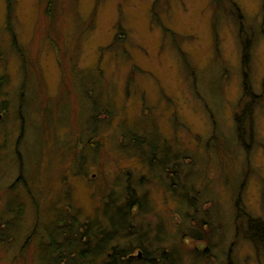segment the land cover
Masks as SVG:
<instances>
[{
  "label": "rangeland",
  "instance_id": "obj_1",
  "mask_svg": "<svg viewBox=\"0 0 264 264\" xmlns=\"http://www.w3.org/2000/svg\"><path fill=\"white\" fill-rule=\"evenodd\" d=\"M48 1L0 0V264H40L56 215L104 219L128 181L181 264H264L248 238L264 225L263 0ZM136 125L182 158L183 186L120 150Z\"/></svg>",
  "mask_w": 264,
  "mask_h": 264
},
{
  "label": "trees",
  "instance_id": "obj_2",
  "mask_svg": "<svg viewBox=\"0 0 264 264\" xmlns=\"http://www.w3.org/2000/svg\"><path fill=\"white\" fill-rule=\"evenodd\" d=\"M6 1L8 2V10L10 3L9 0ZM228 2L230 3L231 0H228ZM47 4L49 7L53 4V0H49ZM44 12L46 14L48 10L45 8ZM262 14L264 18V0ZM152 17L155 20L158 18V14L154 12ZM235 17L240 22V15H235ZM116 32L119 33L114 36L112 45L119 42L120 35H125L121 28ZM11 37V45L22 56V51L17 45L16 36L13 32ZM112 45L107 46L106 49L109 51ZM92 104L90 121L93 125V131H96L94 128L96 120L98 119L103 123L104 117L107 116H103V110L98 108L99 104L96 101ZM21 109L19 108V115L23 120L20 113ZM0 113H8L6 101H1ZM143 127L145 126L136 125L133 127L134 129L126 131L122 128L120 132L122 137L120 150L124 154L141 157L142 161L147 163L150 173L154 169H158V172L161 171L167 176L171 174V182L168 184L169 190L174 191L173 184H175V180H178L183 186L177 172L172 169L174 166L178 167L177 171L178 173L181 171L179 173L181 175L182 168L179 165H181L180 159L182 158L177 156L169 158L168 154L171 151L166 143L167 140L162 139L153 130L147 134ZM171 164H173L172 167ZM142 181L143 178H140L137 182L141 183ZM133 183L131 181L127 182L123 195L119 199H114L112 198L114 194H109L103 205L104 219L87 220L84 224H81L77 212L64 217L56 215L55 221L44 227L46 242L41 245L40 264H138V262H143L142 264H181L180 257L177 258L171 251L168 252L165 248L159 246L155 237L152 236L151 238L150 229L147 226L141 225V223L138 224L137 219L140 216L143 217L141 212L145 214L148 211L143 209L141 197L138 196L137 190L132 187ZM23 185L27 188L25 181H23ZM176 185L179 184L176 183ZM26 190L28 191V189ZM9 204V208H12L11 201H8L7 205ZM68 207L70 210L73 209L71 206ZM238 217L241 219L243 215ZM251 219L252 217L248 219L251 221L249 226L252 225L251 228H256V231H254V235L248 238L255 243L257 250H262L264 253V226L260 224L259 220ZM198 235L193 236L195 239H199ZM152 246H156L153 252L150 251ZM138 252L141 253L139 256L136 255Z\"/></svg>",
  "mask_w": 264,
  "mask_h": 264
}]
</instances>
